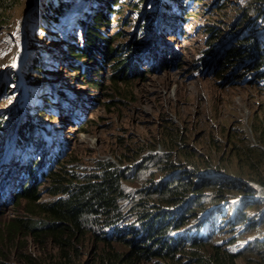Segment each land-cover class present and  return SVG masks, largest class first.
Wrapping results in <instances>:
<instances>
[{
  "label": "rangeland",
  "instance_id": "rangeland-1",
  "mask_svg": "<svg viewBox=\"0 0 264 264\" xmlns=\"http://www.w3.org/2000/svg\"><path fill=\"white\" fill-rule=\"evenodd\" d=\"M11 1L0 11V179L10 173L5 171L18 172L9 183L0 180L4 199L23 179L20 163L38 157L39 164L46 157L39 165L44 168L55 145L63 142L64 149L69 140L68 149L33 185L41 199L52 197L47 190L49 173L62 164L69 174L83 175L99 171V163L109 160L121 168L118 178L123 191L119 220L109 225L102 220L87 222L74 241L79 255L72 264H109L99 256L103 245L118 252L116 264H205L203 255L213 258L216 249L223 251L235 241L228 247L231 251L240 245L238 237H248L250 242L263 239L264 245V182L244 178L237 161L243 146L259 141L264 118V40L256 41L264 35V0H183L181 5L173 0H119L117 10L112 9L115 0H66L62 6L72 3L75 10L65 12L58 28L37 13L38 8L56 6L55 0ZM149 7L159 15L151 27L148 21L139 29L144 9L152 12ZM99 10L111 20L102 33L115 35L112 46L122 44L127 56L132 54L139 63L134 68L130 62L131 67L120 70L116 81L112 75L118 56H104L105 41L98 40L103 49L93 47L89 56L77 58L70 51L75 44L86 48L85 25L90 21V27ZM152 49L167 58L164 64L150 65L156 54L150 53ZM252 50H257L258 62L238 67L241 59L251 58ZM71 64L81 70H73ZM92 77L101 84L90 83ZM27 123L32 126L29 131ZM21 129L26 130L20 137ZM10 130L14 135L9 136ZM5 131L6 135L1 133ZM159 153L166 154L170 164L154 157ZM178 172L193 182L184 195H189L187 200L161 205L160 186ZM32 178L26 174L23 187L31 185ZM243 191L256 193L254 205L244 210L234 226L202 242L172 237L170 247L160 249L159 242H153L156 237L147 232L148 225L147 230L137 225L138 209L165 208L170 220L166 232L159 235L168 239L170 234H188L189 225L177 226L183 220L173 224L182 212L191 218L189 212L211 204V198ZM19 194L0 205V219L23 210L25 199ZM249 210H255L252 224H247ZM26 242L31 250L40 247L33 237ZM7 244L8 259L26 264L16 248ZM48 246L40 252L39 261L46 260L49 251L55 253V247ZM146 248L154 251L138 252ZM235 253L229 264H264L263 247H245Z\"/></svg>",
  "mask_w": 264,
  "mask_h": 264
},
{
  "label": "trees",
  "instance_id": "trees-1",
  "mask_svg": "<svg viewBox=\"0 0 264 264\" xmlns=\"http://www.w3.org/2000/svg\"><path fill=\"white\" fill-rule=\"evenodd\" d=\"M65 1L55 0L54 5L56 6L52 7L53 9L46 10L44 8L41 11L42 19L45 22L50 21L56 27L60 26L59 23L62 15L72 6V3L62 6ZM115 2L114 8L112 7L113 10H117L116 6L119 0H115ZM12 4L13 1L11 0H0V11ZM108 8L110 9L111 7ZM149 9L152 12H145L146 9H144L140 16L139 23L137 22L138 25L141 23L139 29L148 25L146 24L148 21H152L150 23L151 27L154 17L159 15L158 11L154 10L153 7H149ZM143 18L144 20H142ZM79 19L82 20V18ZM110 23L111 20L107 16V12L99 10L94 16L93 22L90 24L91 26H88L89 29H87L86 35L82 38L85 40L86 48L83 47V49L80 45L75 44L70 51L77 58L89 56V50L92 52L93 47L98 48V40L105 41L107 47L104 56L109 57L108 55L110 54L118 56L114 64V74L112 75V81H116V76L120 70L125 72L126 69L131 67L130 62L134 68H139V63L132 54L129 57L127 56L129 53L127 54L122 44L117 48L112 46L115 35L102 33V27ZM76 47L81 49L75 51L74 48ZM100 48L103 49L101 46ZM166 59H161L159 64H164ZM71 68L73 70H81V67L74 64H71ZM88 81L94 85L101 84V81L94 77L89 78ZM29 127L30 125L27 123V131L32 129V126ZM2 129H4V126ZM26 129L19 131L20 137L25 134ZM258 135L259 141L257 143H251L241 148L237 160L239 162L238 171L245 178L264 182V118L261 127L258 129ZM154 157L164 164H170V160L166 154L159 153ZM205 163H208V161H205ZM99 166V171L83 175L69 174L64 164L55 168L49 173L50 185L47 190L52 194V197L48 199H41L36 187L33 186L35 183L26 185L18 190L17 193L19 192V195L25 199L23 210L16 211L4 217V219H0V264H14L8 259L9 253L4 251L5 244L7 243H11L16 248L18 255L26 264H72L75 262L76 256L79 255L78 245L74 241L78 237V234L84 230L87 222L90 220L94 222L102 220L109 225L118 221L121 217L120 203L123 196L122 183L118 178L122 175L120 172L121 168L116 167L109 160L100 162ZM175 174L178 175H174L175 177L169 180L167 184L164 181V186H160L158 190L161 205L175 204L180 198H184V195L193 186V182L181 178L179 172ZM144 208L145 206L138 209V216L141 220L138 221L137 225L143 227L146 224L148 225L147 232L151 233L152 239L156 237L153 242L156 240L159 242L157 248L162 249L163 246L169 248V239L172 236L169 235V238L165 239L162 234L159 235L160 232H166L168 220H170L168 217H165V208H160L159 211H155L154 209L147 210L148 208L146 209L147 211H144ZM147 218L150 222L148 220L144 221ZM29 237H33L38 242L40 246L38 250L29 249V245L26 242ZM49 244L55 247V253L49 251L48 260L39 261L40 252L49 249ZM148 248L138 250V252L149 255L154 249ZM216 251L218 253H214L213 258H207L206 255H203L202 260L205 264H229L231 260L237 257V254L230 252L226 248L223 251L219 249H216ZM99 256L104 262L109 264H116L120 258L118 252L110 247L106 248L105 245L102 246Z\"/></svg>",
  "mask_w": 264,
  "mask_h": 264
},
{
  "label": "clouds",
  "instance_id": "clouds-1",
  "mask_svg": "<svg viewBox=\"0 0 264 264\" xmlns=\"http://www.w3.org/2000/svg\"><path fill=\"white\" fill-rule=\"evenodd\" d=\"M73 7L74 6H71L70 8L67 9V11L75 10V8H73ZM39 13L41 14V11H39ZM64 17H65V15H62V17H61L62 21L64 20ZM253 18H255V17H253ZM60 26H61V24H60ZM60 26H57L56 28H58ZM246 32L249 34L248 36H251L250 32H248V30ZM253 37H255V36H253ZM259 39L264 40V35H262L260 38H256V41H259ZM243 45H245V44H243ZM5 128L8 129V127H5ZM14 132L15 131L12 132L10 130L9 136L14 135ZM1 133L6 135L7 132L5 131V132H1ZM47 170H48V168H45L44 172ZM205 171H207V170H205ZM234 175H236V174H234ZM246 179H248V178H246ZM248 180L253 181V179H248ZM22 187L23 186H21V189H22ZM243 188H246V187L244 186V187H241L240 189H243ZM249 195H251V196H249ZM255 195H256L255 192L243 191L241 193L233 194L229 197H224L222 195H218L219 197L220 196H222V197L211 198L210 199V202L212 201L211 204H207L204 208H200L196 212H189L190 215H192L191 218L189 217L188 214L184 215V212H182L178 216L177 220L173 222V224H177V222H179L180 220H183V223L180 225H177V226L179 227V226H182L183 224L189 225L186 228L187 231H189L188 234H184L183 232H180L176 236H174L173 234H170V236L176 237V239L179 237H181L185 240L189 239V240L193 241V243L194 242H202L203 239L206 240V239L210 238L218 230L219 231L224 230L228 226H230L231 224H232V226H234L237 222L236 219L240 215L243 214L244 210L249 208L250 206L254 205V202H255L254 200L256 199ZM185 200H187V199H185ZM185 203L187 204L186 201H185ZM225 211H228V212L224 213ZM253 211H255V210H252V211L249 210V212H248V213H250L249 214L250 218L247 220V224L254 223V219L252 218V215H251V212H253ZM258 212L260 214L263 211L259 210ZM239 232H241V230ZM237 240H242L240 245L234 247L230 252H233V253L240 252V251L244 250L245 247H249L250 249L253 247L254 248L263 247V250H264V245L261 243V241L263 239H254L252 242H250L251 240L248 237H244V238L238 237ZM220 242H218V243H220ZM235 243H236L235 241L228 242L227 248L226 247L225 248L226 249H228V247L231 248V246H233V244H235ZM235 254H237V253H235Z\"/></svg>",
  "mask_w": 264,
  "mask_h": 264
},
{
  "label": "bare ground",
  "instance_id": "bare-ground-1",
  "mask_svg": "<svg viewBox=\"0 0 264 264\" xmlns=\"http://www.w3.org/2000/svg\"><path fill=\"white\" fill-rule=\"evenodd\" d=\"M46 1V0H45ZM43 2V1H42ZM55 2V1H54ZM35 3H36V1H35ZM76 3V2H75ZM174 5H176V4H178V5H181V4H183L184 3V1L183 0H175V2H174V0H173V2H172ZM40 4V3H39ZM105 5H106V2H105ZM166 5H169V3L168 4H166ZM43 9H42V7L41 8H38V10H37V13H38V11H42ZM81 12V11H80ZM85 15V14H84ZM83 17V16H82ZM82 17H79V18H82ZM30 19V18H29ZM30 21H32V20H30ZM80 22H82V23H84V21H83V18H82V20H80ZM90 22V21H89ZM89 22H87V24L85 25V30H84V33H83V35H86V31H87V29H89L88 28V26H89ZM91 26V25H90ZM98 44V48H96L98 51H100V45H99V42L97 43ZM74 46V45H73ZM235 49V50H234ZM233 50H234V52H236L238 49L237 48H234ZM230 50L231 49H229V52H230ZM254 50V49H253ZM253 50L250 52V54L252 55H250V57L251 58H247L246 60H244V59H241L240 60V63H239V66L238 67H242V68H244L246 65V67H252V66H254L257 62H258V56H259V54H258V52H257V50H255L254 52H253ZM153 51H155L156 52V54H155V59H154V61L150 64V65H154V66H156V65H159V61L162 59V55H161V52L160 51H158V53H157V51L156 50H150V53H152ZM212 53V52H211ZM234 54H236V53H234ZM135 55V54H134ZM243 58V57H242ZM136 59V58H135ZM136 61L138 62V60L136 59ZM205 63H206V61H205ZM245 67V68H246ZM259 71H261L262 72V70H259ZM25 94V93H24ZM66 142V144H67V146L64 148V149H62V144H63V142H58L59 144H60V146H56L55 145V151H53V152H51L50 154H49V157H50V159H49V161H47V162H45V167L44 168H39V165L41 164L40 162L41 161H43L46 157H44L43 159H41V160H39V164H38V157H33V158H31V160L27 163V160L24 162H22V163H20L21 165H23L24 166V169L23 170H20L19 172L21 173V176L23 177V179L25 178V176H26V174H28V175H33V178L31 179V183L33 184V183H37L38 182V180H39V178H42L43 177V175H44V169L45 168H50V166L54 163V162H56L60 157H61V155H63L64 154V152L68 149V147H69V144H70V141L68 140H66L65 141ZM49 151H50V149H49ZM27 159H28V157H27ZM5 172H10L9 174H2V177H1V179L0 180H3V182L4 183H9V182H11L12 180H13V176L18 172L17 170H9V171H5ZM24 175V176H23ZM18 176H20V174L18 175ZM23 179L20 181V183L19 184H17V186H16V188H15V190L13 191V192H9V194H7L5 197H7L8 199L6 200V199H4V197L2 196V195H0V205H3V204H6L7 202H10V200L14 197V195H15V193L18 191V190H20L21 189V186H22V183H23ZM6 180H8L7 182H6ZM113 227V226H112ZM109 232H111V230L109 229Z\"/></svg>",
  "mask_w": 264,
  "mask_h": 264
},
{
  "label": "water",
  "instance_id": "water-1",
  "mask_svg": "<svg viewBox=\"0 0 264 264\" xmlns=\"http://www.w3.org/2000/svg\"><path fill=\"white\" fill-rule=\"evenodd\" d=\"M207 56H208V55H207ZM207 56L205 57V59H207V58H208Z\"/></svg>",
  "mask_w": 264,
  "mask_h": 264
}]
</instances>
